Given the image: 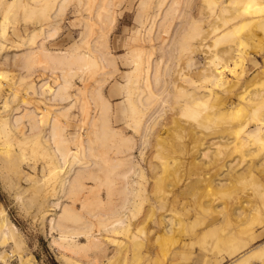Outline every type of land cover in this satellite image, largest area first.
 Wrapping results in <instances>:
<instances>
[{
	"label": "rangeland",
	"instance_id": "obj_1",
	"mask_svg": "<svg viewBox=\"0 0 264 264\" xmlns=\"http://www.w3.org/2000/svg\"><path fill=\"white\" fill-rule=\"evenodd\" d=\"M263 241L264 0H0V264Z\"/></svg>",
	"mask_w": 264,
	"mask_h": 264
},
{
	"label": "bare ground",
	"instance_id": "obj_2",
	"mask_svg": "<svg viewBox=\"0 0 264 264\" xmlns=\"http://www.w3.org/2000/svg\"><path fill=\"white\" fill-rule=\"evenodd\" d=\"M215 78V77H214ZM220 80V79H217ZM216 80H214L215 82ZM63 159V157H62ZM121 222V221H120ZM4 224V223H2ZM8 224V223H6ZM8 226V225H7ZM264 253V241L256 245L255 247L243 252L239 256H237L234 260L230 262V264H248L250 258L255 254Z\"/></svg>",
	"mask_w": 264,
	"mask_h": 264
}]
</instances>
